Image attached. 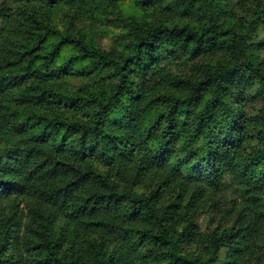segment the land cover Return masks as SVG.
Masks as SVG:
<instances>
[{
  "label": "trees",
  "instance_id": "1",
  "mask_svg": "<svg viewBox=\"0 0 264 264\" xmlns=\"http://www.w3.org/2000/svg\"><path fill=\"white\" fill-rule=\"evenodd\" d=\"M258 4L1 0L0 264H264Z\"/></svg>",
  "mask_w": 264,
  "mask_h": 264
},
{
  "label": "clouds",
  "instance_id": "2",
  "mask_svg": "<svg viewBox=\"0 0 264 264\" xmlns=\"http://www.w3.org/2000/svg\"><path fill=\"white\" fill-rule=\"evenodd\" d=\"M259 7H264V0H259ZM207 22L205 21V25ZM264 35V33H262ZM161 53L166 55L163 49H161ZM191 55L190 52H187L184 54L182 57L184 60H187V56ZM166 65H163L161 67H164ZM135 79V77H134ZM195 83V81H193ZM261 84H264V81H257L252 87H248L246 85H238L236 87H233L230 90L229 94V104L231 105L232 108H242L244 107L243 104H235L232 102V97L236 96L237 94H243V95H251L252 93H255L257 89L261 87ZM241 89H244L243 93H241ZM197 113H194L191 120H190V126L187 129L186 133L184 134L183 139L177 141L175 136H173V144L172 146L174 147L175 151L173 154V157L171 160L168 161L169 165H173L178 163V161L185 156V153L189 148L197 149L200 153V155H203L206 151L207 148L210 147L207 144V141L211 136L213 135H222L223 133H220L219 126L214 127L213 125H208L207 128L204 129L203 132H200L195 140L192 139V131L195 128V123L197 119ZM249 115H254V113L249 112ZM262 116H264V112L261 113ZM246 132H255L256 127H249L248 129L245 130ZM161 132H164V129H161ZM171 135V134H170ZM155 149L156 148V141H153L150 145H147L145 147V151H148V149Z\"/></svg>",
  "mask_w": 264,
  "mask_h": 264
},
{
  "label": "rangeland",
  "instance_id": "3",
  "mask_svg": "<svg viewBox=\"0 0 264 264\" xmlns=\"http://www.w3.org/2000/svg\"><path fill=\"white\" fill-rule=\"evenodd\" d=\"M0 2H1V0H0ZM1 20H2V18H0V22H1Z\"/></svg>",
  "mask_w": 264,
  "mask_h": 264
}]
</instances>
